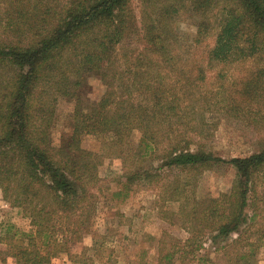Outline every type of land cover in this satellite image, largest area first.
<instances>
[{"label":"trees","instance_id":"trees-1","mask_svg":"<svg viewBox=\"0 0 264 264\" xmlns=\"http://www.w3.org/2000/svg\"><path fill=\"white\" fill-rule=\"evenodd\" d=\"M188 18L197 22L195 48L214 39L205 64L184 57L192 47L179 25ZM247 62L253 72L225 82L222 66ZM88 76L105 86L95 103L83 97ZM61 98L75 104L73 129L56 145ZM208 114L249 122L263 138L257 150L217 156L218 123ZM107 134L102 153L82 148L83 135ZM105 157L123 161V186L157 188L163 218L177 216L188 234L163 233L157 264H211L199 255L206 241L228 264H256L264 250V0H0V204L31 227L8 225L1 263L50 264L64 254L79 264L95 256L116 263L91 231ZM226 166L235 171L230 190L199 198L200 177ZM167 204L178 211H164ZM86 235L93 255L72 254Z\"/></svg>","mask_w":264,"mask_h":264},{"label":"rangeland","instance_id":"rangeland-1","mask_svg":"<svg viewBox=\"0 0 264 264\" xmlns=\"http://www.w3.org/2000/svg\"><path fill=\"white\" fill-rule=\"evenodd\" d=\"M135 13L139 17L138 5L133 3ZM195 19H185L180 23V34L184 36L182 44L185 48L192 47L190 52H185L187 59H201L205 64V58L213 45L212 37L203 39L201 46L195 48L190 38L195 37L197 28ZM193 52V53H192ZM192 53V54H190ZM190 54V55H189ZM253 63V62H252ZM243 63L238 67H221V74L226 76L225 82L235 81L234 76L246 77L255 65ZM223 68V69H222ZM220 70V69H219ZM218 70V71H219ZM208 74L207 90H213L218 82V74ZM82 89L83 97L95 103L100 100L105 92V86L96 76H88L85 79ZM74 102L67 98H61L57 103L56 119L52 128V138L57 145L61 141H67L72 134ZM208 119L218 123L215 137L212 141L214 153L226 160L235 157H245L257 150L259 139H263L254 131L249 122H242L228 118L208 114ZM112 135H83L81 146L84 150L94 154L102 153V144L108 141ZM140 142V135L134 133L131 137V144L136 146ZM123 161L116 157L102 158V164L98 168V184L93 190L97 197L96 210L93 215L91 231L97 233L101 240L104 239L105 247L103 252L107 255L113 251L112 259L115 264H157L158 240L167 233L178 240L185 241L188 237L186 231L181 227L178 217L171 221L163 218L160 212V202L158 189L146 183H138L123 186L125 173ZM235 179V171L226 166L218 167L212 171L205 172L199 179L197 195L199 198L217 196L230 190ZM259 193L264 195V188H258ZM1 205V204H0ZM172 212L178 211V205L167 204L163 209ZM8 225H13L21 230H30L27 219L22 218L17 211L8 205L0 207V237ZM103 238V239H102ZM93 245L91 235H86L84 239L72 247V254H83L86 258L91 257L93 252L90 248ZM218 247L211 241H206L199 255L208 257L211 264H228L226 256L216 251ZM6 247L0 244V250L5 251ZM94 264H106V260L100 257H93ZM13 264L11 259L5 263ZM50 264H79L64 254L54 258ZM179 264V263H176ZM256 264H264V250L258 257Z\"/></svg>","mask_w":264,"mask_h":264},{"label":"crops","instance_id":"crops-1","mask_svg":"<svg viewBox=\"0 0 264 264\" xmlns=\"http://www.w3.org/2000/svg\"><path fill=\"white\" fill-rule=\"evenodd\" d=\"M0 207H1V205H0Z\"/></svg>","mask_w":264,"mask_h":264}]
</instances>
